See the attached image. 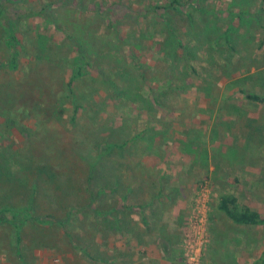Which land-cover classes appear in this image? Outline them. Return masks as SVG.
Segmentation results:
<instances>
[{
	"label": "rangeland",
	"instance_id": "rangeland-1",
	"mask_svg": "<svg viewBox=\"0 0 264 264\" xmlns=\"http://www.w3.org/2000/svg\"><path fill=\"white\" fill-rule=\"evenodd\" d=\"M172 1L17 0L15 5L7 4L23 45L56 55L55 60L61 62L60 77L66 81L65 91L58 89V103L51 89L48 93L44 86L27 83L37 74L29 67H36L38 61H31L26 53L20 57L19 71L0 70V107L11 103L4 83L13 74L18 95L25 92L27 98L31 94L44 101L46 109L52 108L49 116L45 109L21 113L20 128L2 116L0 152L14 155L11 159L20 161L35 178L48 167L44 176L48 190L66 187L75 175L74 165L83 180L98 160L88 153L73 155L72 143L80 136L69 126L74 111L72 91L87 96L94 93L103 103L102 123L96 127L85 117L84 134L79 132L88 136L80 140L84 150L92 144L90 130L106 138L110 129L124 133L119 128L126 123L130 136L140 135L135 142L138 152L131 157L124 152L106 156L101 169L98 166L107 180L116 175L123 187L141 191L127 203L140 199L145 204L143 209L126 211L133 237L109 236L119 257L115 264H253L264 251V227L234 224L218 209V203L221 194L233 193L242 205L264 216V106L248 103L239 91L264 94V3L179 0L180 9L167 7L155 13V7H166ZM81 50L93 66L106 71L113 84L122 86L132 76L140 85L145 79V91L133 95L131 101L124 97V102L111 84L102 78L95 82L90 75L69 87V67L76 64ZM9 58L0 47V63ZM180 86L183 89L178 91ZM153 88L162 90L164 107L147 98ZM62 108L64 116L59 113ZM9 163L10 169H21ZM161 178L164 194L154 200L151 195ZM2 197L0 193V201ZM86 217L77 212L68 221L67 231L74 237L88 235L80 244L93 256L107 253L106 233L89 228L95 219ZM144 220L150 225H144ZM54 225L57 248L36 251L28 264H100L78 255L66 230ZM126 239L133 246L128 262L123 258L127 256ZM0 261H6L5 255L1 254Z\"/></svg>",
	"mask_w": 264,
	"mask_h": 264
},
{
	"label": "trees",
	"instance_id": "trees-1",
	"mask_svg": "<svg viewBox=\"0 0 264 264\" xmlns=\"http://www.w3.org/2000/svg\"><path fill=\"white\" fill-rule=\"evenodd\" d=\"M262 2L264 3V0ZM16 3L17 0H0V47L10 57L7 62L0 63V70H10L13 74L19 71L21 66L20 57L26 53L31 61L32 59L38 61L36 67L32 65L29 67L35 73L37 72V74L33 80L30 79L31 82L27 83H32L33 87L44 86L47 88L48 93L51 89L54 95L53 99H58L57 102L59 103L61 93L58 89L65 91L66 81L60 77L61 62L55 60L57 56H52V52L49 53V51H43L40 48L39 50L33 45H23L17 34V21L15 18H12L13 13L7 7V4L15 5ZM178 5L179 0H173L166 7H155V13H158V10H166L167 7L178 10L180 9ZM33 16V14H30V17ZM263 45L264 38L261 42V46ZM45 55H48V58H51V60L47 59ZM78 55L75 61L76 64L73 67H69L72 70L71 79L68 83L69 87L73 85L74 80L90 75L95 82L98 81L97 78H102V81L109 85L111 84L114 88V94L120 95L122 100L126 97L131 101L134 99L133 95L137 96L142 91H145V79H142L141 85L132 76L122 86L113 84L110 82L112 79L109 78L106 71L101 70L98 66H93V63L89 60V56L83 50L79 51ZM94 72L97 73V77L94 76ZM13 74V78L4 83V87L7 88L5 92L9 95L11 103L0 107V118L5 116L6 123L12 127L20 128L21 113L27 114L32 110L41 112L45 109V114L48 115V113H51L52 108L46 109L48 108L47 104L40 99L34 98L31 94L27 98H25V92L22 95L21 93L18 95L17 82ZM31 75L33 76V73ZM51 86L52 88H50ZM177 89L180 91L183 89V86L177 87ZM161 91L159 88H153L150 91L151 95H148L147 98H152L151 101L154 105L164 107V104L160 101ZM239 91L248 103L264 106V94L252 91L248 92L246 89ZM22 96H24L23 101L18 103ZM72 99L74 101V111L70 118L69 126L72 127V133L76 135L77 129L78 136H80L75 137L74 143H72L73 155L75 157H83L88 153L86 156H91L98 161L89 167V170L86 172L87 176L83 177V180L79 178L77 166L74 165L75 175L70 173V176L74 175V179L72 178L69 183H66V187L59 185L55 190H48L44 186L47 184L44 176L47 173L48 167L40 170L38 173L39 177L35 178L37 177L36 174H27L26 169L23 168L20 161L11 159L14 155L7 156V152H0V158L4 160L2 163L0 162V193L3 195L0 201V256L1 254L5 255L6 260L0 261V264H28L31 260V255L36 251L57 248L55 244L56 236L53 237L52 235L54 234V224L60 225L62 229L66 230L67 237L70 238L69 242L72 244L71 248L77 250L78 255L82 254V257L84 256L90 261L99 262L100 264H115L119 260V257L114 253V247L109 244L110 235L114 234L122 238H130L134 235L127 221L129 215L126 211H133L138 206L140 209H143L145 204L140 199L136 203L135 201L132 202V198L130 199V204L127 202L130 197H134L135 194L139 195L141 191L138 189L135 193L133 187H123L121 178L116 175L111 177L112 184L105 176H102L103 173L98 170V166L101 169V159L106 158V156L113 157L115 153L123 152L127 156H130L132 153H135V150L138 152L135 142L140 135L130 136L131 133L128 132L126 123H123L119 128V131L125 130L124 133L119 132L116 134L117 130L110 129V134L106 138H100L98 133L94 136L93 133L95 131L90 130L89 139L92 144L88 145L91 147L84 150L85 148L82 147L83 142L80 143V140L84 137L88 138V136L82 137L79 135V132L83 133L81 131L85 125L83 124L85 117L88 116L89 121L98 127L102 123L100 106L103 103L97 99L94 93L88 96L86 92L77 95L74 90L72 91ZM111 100L117 102L115 97H112ZM126 101L124 100V102ZM85 102H87V105ZM142 103L149 107L147 100H142ZM50 107H53V105L51 104ZM59 113L64 116L63 108ZM249 124L247 123L248 127L252 130L253 126ZM250 136L252 137V133L246 135L247 140L251 139ZM131 142L132 145H130ZM65 153L66 151H61L60 154ZM53 155L56 156V154ZM54 156H52V159L56 161ZM10 161L12 165L21 167V169L18 172L10 169ZM163 181L164 178H161L156 185V190L151 195L154 200L160 199L164 194ZM97 187H99V191H96ZM42 199L44 202H49V205L43 204L41 202ZM218 209L238 226L264 227V216L258 210L247 205H242L239 197L233 193H223L220 195ZM60 212L61 215L59 216ZM77 212H81L83 216H87V219H95V222L88 226L89 228L92 226L98 234L99 231L106 233L103 235V239L104 245L109 247L107 253H98L93 256L87 249H83L82 244H80V240L88 238V235L74 237L69 234L66 225ZM100 216L103 219L96 221ZM144 225H150L148 220H144ZM132 249V244L126 239L124 251L127 256L123 258L127 262L130 259V251ZM261 253V256L253 264H264V251Z\"/></svg>",
	"mask_w": 264,
	"mask_h": 264
}]
</instances>
